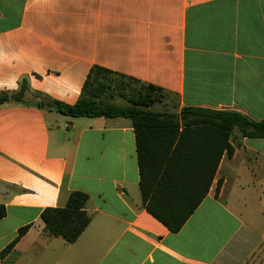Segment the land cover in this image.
<instances>
[{
  "label": "crops",
  "instance_id": "crops-1",
  "mask_svg": "<svg viewBox=\"0 0 264 264\" xmlns=\"http://www.w3.org/2000/svg\"><path fill=\"white\" fill-rule=\"evenodd\" d=\"M99 66L167 93L159 105L264 120V0H0V264H258L264 246V138L231 139L209 193L178 232L142 203L127 118H72ZM222 182L219 193L216 188ZM88 195L74 243L41 214ZM28 227L13 249L3 251Z\"/></svg>",
  "mask_w": 264,
  "mask_h": 264
},
{
  "label": "trees",
  "instance_id": "trees-1",
  "mask_svg": "<svg viewBox=\"0 0 264 264\" xmlns=\"http://www.w3.org/2000/svg\"><path fill=\"white\" fill-rule=\"evenodd\" d=\"M113 77L123 81L116 85ZM124 80L140 88L129 91L130 86ZM26 88L24 85L16 95L1 93L0 105L21 103ZM166 94L154 85L95 66L76 104L56 103L49 108L72 118L130 119L136 135L142 203L170 231L178 232L209 193L223 155L233 156L234 132L238 130L243 137L264 138V120L256 122L237 111L201 107L185 108L181 115L153 110ZM118 98L130 105H117ZM183 116L188 119L183 121ZM221 185L219 182L216 194ZM87 202V194L74 192L65 207L45 209L41 214L45 234L61 237L68 243L76 242L91 222ZM6 214V208L0 205V219ZM27 229L19 232L2 257L13 249Z\"/></svg>",
  "mask_w": 264,
  "mask_h": 264
},
{
  "label": "rangeland",
  "instance_id": "rangeland-1",
  "mask_svg": "<svg viewBox=\"0 0 264 264\" xmlns=\"http://www.w3.org/2000/svg\"><path fill=\"white\" fill-rule=\"evenodd\" d=\"M113 78H115L116 85L120 84V82L123 81L122 78H118V77H113ZM124 82L127 83V84L130 86V87L127 89V90H129V91L131 90V88H136V89H139V88H140L139 85L134 84V83H132V82H129V81H126V80H124ZM167 98H168V96H167V94H166V97L163 99V101L156 103V104L152 107V109H158L159 111H165V107H161L159 104L165 102V101L167 100ZM115 103H116L117 105H119V106H123V107H127V106L130 105L127 101H125V100H123V99H120V98L116 99V100H115ZM253 261L256 262V263H258V264H264V246H262L260 252H259L258 255L256 256V258H254Z\"/></svg>",
  "mask_w": 264,
  "mask_h": 264
},
{
  "label": "water",
  "instance_id": "water-1",
  "mask_svg": "<svg viewBox=\"0 0 264 264\" xmlns=\"http://www.w3.org/2000/svg\"><path fill=\"white\" fill-rule=\"evenodd\" d=\"M187 119H188L187 116H183V117H182V120H183V121H185V120H187Z\"/></svg>",
  "mask_w": 264,
  "mask_h": 264
}]
</instances>
